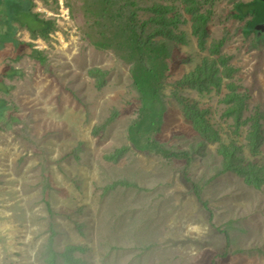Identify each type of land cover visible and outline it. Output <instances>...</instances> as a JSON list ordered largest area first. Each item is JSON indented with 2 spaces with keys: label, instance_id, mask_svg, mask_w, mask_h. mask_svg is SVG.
Here are the masks:
<instances>
[{
  "label": "rangeland",
  "instance_id": "rangeland-1",
  "mask_svg": "<svg viewBox=\"0 0 264 264\" xmlns=\"http://www.w3.org/2000/svg\"><path fill=\"white\" fill-rule=\"evenodd\" d=\"M113 1L138 25L167 18L163 30L175 36L162 61L166 111L153 139L187 149L191 160L130 143L139 95L131 65L107 46L99 0H33L55 27L47 40L15 36L44 61L8 60L20 73L0 84L9 88L0 90L9 108L0 124V264H264V35H243L247 19L229 14L252 0ZM191 12L207 17L204 44ZM156 27L148 22L144 36ZM199 71L211 78L187 81ZM189 106L215 133L202 135ZM227 154L253 170L252 186L220 172Z\"/></svg>",
  "mask_w": 264,
  "mask_h": 264
},
{
  "label": "trees",
  "instance_id": "trees-1",
  "mask_svg": "<svg viewBox=\"0 0 264 264\" xmlns=\"http://www.w3.org/2000/svg\"><path fill=\"white\" fill-rule=\"evenodd\" d=\"M41 1L45 5H50L56 0ZM185 1L191 2V0ZM256 1L260 2V6H256ZM99 2L100 4L97 10L99 9L101 13L108 14L110 20L108 27V35L110 36L107 46L114 47L118 55L131 65L130 77L139 95V115L137 120L130 124L128 128V139L130 143L141 151L154 150L157 153L163 154L165 157L184 159L186 164H188L191 158H189L187 149L175 147L176 151H174L165 148L164 145L153 139V135L158 133L161 129L164 113L166 111L163 96L164 63L162 61L172 57V50L168 47L169 40L167 39H172L175 36L171 30H163L164 24L167 23V18L159 15L150 18L148 22L157 24V27L153 32H149V34L144 36V29L148 22H143L141 25H138L134 12L124 11L126 5L122 4L119 6V3L117 4L113 0H99ZM33 6V0H8L6 4L8 18L5 23L10 28H13L11 25L12 23L18 24L19 28L27 30L32 38L47 40L49 34L54 30L55 23L53 20L44 19L39 13L33 12ZM163 9L164 7L161 6L153 8V10L159 13H161ZM191 14L193 30L196 34L200 35V43L204 44L207 37V31L204 26L207 17L200 13L191 12ZM229 14L233 20L243 21L247 19L242 28L243 35L249 36L253 32L264 35V2L260 0H252L250 2L237 1L234 3ZM158 34H162L166 38L157 39L156 36ZM10 41L12 44H10V50L6 55L2 54L4 49H0L1 63L5 65V69H7L6 72L0 75V84H2V76L13 78L20 73L18 69H13L5 62L7 58L16 62L24 55H29L35 60L44 61L42 52L32 49L31 44L26 42L14 43L11 39ZM200 73L201 71H199L198 75H191L188 77L187 81L192 83L198 79L201 81L211 78L210 73L205 74L204 77ZM8 89V87H0L3 93H7ZM187 108L190 111L187 117L194 123L195 127L201 131L203 136H207L203 129L209 128L215 133L198 109L191 106ZM8 109L5 101L0 99V124L5 118ZM259 127L258 124H254L250 129V138L254 137L255 143L252 146L254 148L258 146L256 140L259 139ZM213 138H215V136ZM234 161L235 157H233L232 154H227L222 161V170L220 172L225 173L227 171H234L239 173L244 177L245 183L252 186L253 184L251 180H248L247 176L255 175V173L253 174V170L240 166ZM53 257L54 255L52 254V258Z\"/></svg>",
  "mask_w": 264,
  "mask_h": 264
},
{
  "label": "flooded vegetation",
  "instance_id": "flooded-vegetation-1",
  "mask_svg": "<svg viewBox=\"0 0 264 264\" xmlns=\"http://www.w3.org/2000/svg\"><path fill=\"white\" fill-rule=\"evenodd\" d=\"M0 25H3L2 27L0 26V44H2L0 49H4L2 54L6 55L9 52V50H10V46H11L10 44H12L10 39L12 41H14V43L20 42L19 40L15 39V36L19 35L20 31L21 30H25V29L19 28L18 24H15V23H12L11 25H12L13 28H10L4 21ZM25 31L29 34V32L27 30H25ZM29 36H30V34H29ZM31 48H32V45H31ZM32 49H34V48H32ZM8 60H10V59L7 58V60H5V62L9 64ZM3 78H4V76H2V79Z\"/></svg>",
  "mask_w": 264,
  "mask_h": 264
},
{
  "label": "crops",
  "instance_id": "crops-1",
  "mask_svg": "<svg viewBox=\"0 0 264 264\" xmlns=\"http://www.w3.org/2000/svg\"><path fill=\"white\" fill-rule=\"evenodd\" d=\"M43 4H44V3H43ZM1 17H2V16H0V18H1ZM1 23H3V21H2V20H0V24H1ZM10 62H11V61H10Z\"/></svg>",
  "mask_w": 264,
  "mask_h": 264
},
{
  "label": "water",
  "instance_id": "water-1",
  "mask_svg": "<svg viewBox=\"0 0 264 264\" xmlns=\"http://www.w3.org/2000/svg\"><path fill=\"white\" fill-rule=\"evenodd\" d=\"M260 1L264 2V0H260Z\"/></svg>",
  "mask_w": 264,
  "mask_h": 264
}]
</instances>
